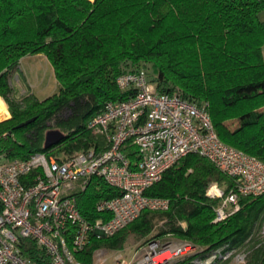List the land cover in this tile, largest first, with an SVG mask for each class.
Listing matches in <instances>:
<instances>
[{
	"label": "trees",
	"instance_id": "trees-1",
	"mask_svg": "<svg viewBox=\"0 0 264 264\" xmlns=\"http://www.w3.org/2000/svg\"><path fill=\"white\" fill-rule=\"evenodd\" d=\"M262 13L264 0H0V97L9 111L0 120V153L58 158L100 146L103 137L86 127L88 120L105 101L131 95L116 86L118 75L144 68L158 92L177 91L206 103L218 138L264 162ZM37 55L48 60L57 89L43 99L29 89L17 98L11 72L25 57ZM49 129L62 136L45 147ZM123 150L135 158L134 146ZM212 183L224 192L233 187L232 179L207 159L186 155L145 190L167 198V210H143L113 235H92L75 258L93 264L95 251L119 250L130 234L146 242L170 235L194 250L168 264H197L213 250L246 242L251 250L245 264H264V242L255 234L264 219V193L241 196L239 210L214 221L220 199L208 196ZM117 194L99 178L75 192L81 214L90 221L109 217L98 213L95 203ZM19 246L33 264H51L33 240L20 239Z\"/></svg>",
	"mask_w": 264,
	"mask_h": 264
},
{
	"label": "built area",
	"instance_id": "built-area-1",
	"mask_svg": "<svg viewBox=\"0 0 264 264\" xmlns=\"http://www.w3.org/2000/svg\"><path fill=\"white\" fill-rule=\"evenodd\" d=\"M115 84L131 95L105 101L86 124L103 137L100 147L58 158L42 152L25 159L0 153V264H33L21 253L24 238L43 248L51 264H81L75 253L85 249L92 235H113L143 210L168 209L167 198L148 196L145 190L188 154L204 157L233 181L227 192L218 184L209 186L208 196L220 199L214 221L239 210L241 196L264 193V162L218 138L206 103L187 100L177 91L158 92L144 68L118 75ZM128 145L135 147L134 159L123 150ZM93 178L119 194L99 198L95 210L109 217L90 221L81 214L73 190L76 184L85 190ZM193 250L188 242L154 240L140 247L128 264H168ZM233 252L226 247L213 250L206 262L227 259ZM164 253L169 257L158 262Z\"/></svg>",
	"mask_w": 264,
	"mask_h": 264
},
{
	"label": "rangeland",
	"instance_id": "rangeland-1",
	"mask_svg": "<svg viewBox=\"0 0 264 264\" xmlns=\"http://www.w3.org/2000/svg\"><path fill=\"white\" fill-rule=\"evenodd\" d=\"M264 13H262L263 15ZM264 55V50H263ZM11 81L13 85L14 95L17 98L24 96L28 89L34 92L39 99H43L53 93L57 89V82L54 77L53 70L48 62V60L40 55L38 57L27 56L21 60L18 67L11 72ZM5 109V112L0 115V120L9 117V111L5 102L0 97V109ZM60 156V155H58ZM91 181L88 183L90 185ZM217 184V183H212ZM210 185V186H211ZM81 184H76L73 192H76L80 189ZM220 186V185H219ZM221 188V186H220ZM209 189V188H208ZM207 189V191H208ZM159 228V224L155 226V231ZM262 242H264V219L259 230L255 233ZM167 238H172V236L161 237L155 241L160 242H169L164 241ZM171 242H174V239H170ZM147 242L143 239L137 240L133 234L127 236L124 245L121 249L115 250H98L93 253V264H117V260L125 258L126 261L130 262L133 256L139 254V248L144 246ZM233 254L224 260L210 259L208 262L207 256L202 259V264H245L247 261V254H249L251 247L246 242L244 247H239L233 249ZM100 251L99 254H97ZM169 257V253H164L160 255L157 261L163 260ZM206 262V263H205Z\"/></svg>",
	"mask_w": 264,
	"mask_h": 264
},
{
	"label": "water",
	"instance_id": "water-1",
	"mask_svg": "<svg viewBox=\"0 0 264 264\" xmlns=\"http://www.w3.org/2000/svg\"><path fill=\"white\" fill-rule=\"evenodd\" d=\"M32 120H33V118L25 120L24 122H21V123L17 124L16 128L22 127V126L28 124L29 122H31ZM61 136H62V133L59 130H57V129H49L45 133L44 146L45 147L51 146L52 144L57 142L60 139Z\"/></svg>",
	"mask_w": 264,
	"mask_h": 264
},
{
	"label": "crops",
	"instance_id": "crops-1",
	"mask_svg": "<svg viewBox=\"0 0 264 264\" xmlns=\"http://www.w3.org/2000/svg\"><path fill=\"white\" fill-rule=\"evenodd\" d=\"M38 56H40V55H37V56H35V57H38ZM34 57V56H33ZM5 110V109H4ZM98 147H100V146H98ZM166 236H170V235H165L164 237H166ZM167 239H174L175 240V238L174 237H172V238H167ZM120 260H123L124 261V263L125 264H128L129 262L128 261H126L125 260V258H122V259H120ZM119 259L117 260V264H119V261H120Z\"/></svg>",
	"mask_w": 264,
	"mask_h": 264
},
{
	"label": "bare ground",
	"instance_id": "bare-ground-1",
	"mask_svg": "<svg viewBox=\"0 0 264 264\" xmlns=\"http://www.w3.org/2000/svg\"><path fill=\"white\" fill-rule=\"evenodd\" d=\"M5 112V110L4 109H0V115H2L3 113ZM167 254V253H166ZM158 259H160V258H158Z\"/></svg>",
	"mask_w": 264,
	"mask_h": 264
}]
</instances>
